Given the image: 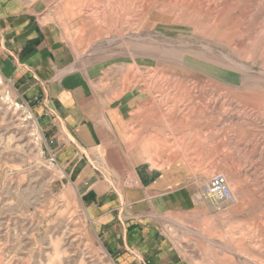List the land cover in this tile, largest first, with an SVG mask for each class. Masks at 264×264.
<instances>
[{"label": "rangeland", "instance_id": "374dc122", "mask_svg": "<svg viewBox=\"0 0 264 264\" xmlns=\"http://www.w3.org/2000/svg\"><path fill=\"white\" fill-rule=\"evenodd\" d=\"M45 1L70 68L124 108L96 172L190 154L203 189L222 172L236 198L190 215V264H264V0ZM1 74L0 264H112L34 104Z\"/></svg>", "mask_w": 264, "mask_h": 264}, {"label": "crops", "instance_id": "0c3cea01", "mask_svg": "<svg viewBox=\"0 0 264 264\" xmlns=\"http://www.w3.org/2000/svg\"><path fill=\"white\" fill-rule=\"evenodd\" d=\"M46 7L45 0H0V72L34 104L50 148L78 184L112 264H190L182 251L197 233L190 215L210 211L194 158L181 155L156 169L151 159L133 155L119 165L128 167V175L96 172L90 153L96 146L110 151L113 120L121 121L124 108L98 96L86 72L70 68L71 57L56 41L62 30ZM103 152L101 166L110 167Z\"/></svg>", "mask_w": 264, "mask_h": 264}, {"label": "built area", "instance_id": "2783aa9c", "mask_svg": "<svg viewBox=\"0 0 264 264\" xmlns=\"http://www.w3.org/2000/svg\"><path fill=\"white\" fill-rule=\"evenodd\" d=\"M55 157H51L54 161ZM204 195L216 205L223 206L236 201L227 176L222 172L215 173L204 188Z\"/></svg>", "mask_w": 264, "mask_h": 264}, {"label": "bare ground", "instance_id": "6f19581e", "mask_svg": "<svg viewBox=\"0 0 264 264\" xmlns=\"http://www.w3.org/2000/svg\"><path fill=\"white\" fill-rule=\"evenodd\" d=\"M1 84H3V80L0 76V88L2 87ZM0 94H2V90H0ZM4 100L9 101V103H12L13 105L17 106L16 110H22V107H20L19 104H15L14 100L9 95H4ZM27 118H31V115L27 116Z\"/></svg>", "mask_w": 264, "mask_h": 264}]
</instances>
